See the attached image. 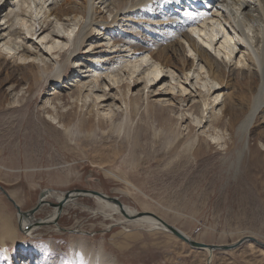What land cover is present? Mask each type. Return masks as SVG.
<instances>
[{
    "label": "rangeland",
    "instance_id": "374dc122",
    "mask_svg": "<svg viewBox=\"0 0 264 264\" xmlns=\"http://www.w3.org/2000/svg\"><path fill=\"white\" fill-rule=\"evenodd\" d=\"M75 1L80 9L82 0ZM103 6V12L97 15L111 21L113 13L108 9L112 5ZM171 12L164 10L155 22L148 21L152 16L146 11L136 10L127 19V14L120 15L126 20L102 40L96 34L92 43L87 42L86 50L102 41L106 52L99 55L117 60L128 53L110 54L108 48L126 50L130 43L143 40V46L149 49L145 60L150 64L155 60L151 52L158 48L155 41L164 36V23ZM31 16L28 12L25 31L32 25ZM168 28L169 32L173 30ZM117 38L126 45L110 48ZM6 55L0 57V184L22 210L32 209L45 189L54 191L47 193L46 201L51 203H57V197L66 191L92 189L118 197L132 210L152 212L199 242L230 244L245 235L264 242V107L251 128L248 149L239 159L241 143L232 140L231 130L224 126L231 115L222 105L216 111L222 114L223 123L215 128L210 114L205 113L199 123L201 110L184 111L186 101L178 95L173 96L175 107L154 102L155 97L143 100L141 95L150 89V85L145 87L146 81L131 88L127 97L129 69L123 68L120 85L111 91L118 110L112 117L102 116L104 109L98 108L92 98L87 106L82 100L76 101L78 87L71 91L62 84L50 83L52 66L45 72L41 63L19 68ZM174 69L170 68L168 84L175 81ZM243 71H235L230 86L222 90V95L238 107V119L249 110L257 84L252 78L254 65ZM68 72L62 81L70 85L76 74L73 69ZM32 73L38 79L34 75L33 79ZM56 87L63 98L49 95ZM48 100L47 105L57 106L50 113L43 108ZM48 114L58 117L62 126L46 119ZM190 140L196 141L199 154L186 156L184 145ZM46 201L36 214L39 219H46L55 209ZM101 208L93 197H77L65 206L57 223L38 226L26 234L28 231L19 228L16 207L0 189V219L5 215L19 237L14 243L17 245L0 243V264H100L99 259L92 263L83 250L76 248L80 240L101 250L105 259L102 264H113L106 258L114 259L115 264H264V249L255 243L214 251L209 262L208 252L171 232L126 222L117 224L122 216H107L97 211Z\"/></svg>",
    "mask_w": 264,
    "mask_h": 264
},
{
    "label": "bare ground",
    "instance_id": "6f19581e",
    "mask_svg": "<svg viewBox=\"0 0 264 264\" xmlns=\"http://www.w3.org/2000/svg\"><path fill=\"white\" fill-rule=\"evenodd\" d=\"M97 1L100 5H97ZM73 2L76 1L0 0V57L5 58L3 54H7L6 57L10 56L11 61L16 62L19 68L36 67L41 63L45 72L52 66L50 83L62 84V87L69 88L71 91L78 87L75 89V91L78 90L76 101L82 100L84 106H87L88 99L92 98L90 100H95L98 108L104 109L102 116L112 117L118 110L114 103L116 97L111 91L116 85H120L119 78H121L120 73L123 68L129 69L126 81L127 97L131 88L135 89L142 80L146 81L145 87L150 85V89L147 94L144 91L141 95L143 100L144 98L151 100L155 97L154 102L175 107L173 96L178 95L184 102L186 101L184 111H193L194 113L195 109L201 110L199 123H202V119L210 114L209 118L215 124V128L223 123L222 114L216 111L217 107L222 105L226 108V114L231 115L229 123L224 122V126L231 130V139H237V142L241 143L237 154L239 159L243 157L249 146L248 139L251 128L260 110L264 107V0H82L78 3L80 9ZM46 4L52 7L48 9L45 7ZM111 5L112 8H109ZM102 6L109 8L108 10L113 13L111 21L107 17L100 18L97 15L98 12H103L101 11ZM32 9L35 11L33 12ZM169 9L172 12L169 13L170 15L164 23V36L155 41L158 48L155 52H151L150 57L155 60L150 64L145 60L147 56L145 52L149 49L143 46V40L135 44L130 43V49L126 47V50L115 48L126 45L122 43L125 42L123 39L117 38L113 41L110 48L115 49L109 51L108 48L107 53L121 51L128 53L125 54L126 56L121 55L117 60L108 55H99L106 52L103 50L105 44L102 41L90 44V48L86 50L87 42L92 43L96 34L99 36L98 39L102 40L106 34L109 35L115 30V27L119 26L121 20H126L129 14L136 10L146 11L152 16L148 21L155 22V17ZM28 12L32 14V25L29 27L30 30L25 31L24 26L28 24L26 19ZM72 13L73 16L69 18V14ZM53 14H55L54 17ZM125 14H127L124 17L126 19L119 18L120 15ZM168 26L173 30L169 32ZM28 42H31L32 45L29 46ZM185 43L188 45L189 51H187ZM85 53L88 55L82 56ZM102 63L103 65H101ZM203 63L204 65H202ZM250 64L254 65L252 78L254 77L253 82L257 83L256 91L253 94L249 110L241 119H238L236 114L238 107L225 94L222 95V90L230 86L235 71L245 73L243 70L246 66L250 67ZM171 67L175 68L172 72L175 81L168 84L167 78L170 76ZM225 67H229V70L227 71ZM71 69L76 76L73 78L75 82H71L70 87L67 82L65 84L62 80L68 77V71ZM37 73L40 75L42 71L39 70ZM33 75L35 79H38L36 73L31 74L32 78ZM194 80H196L195 83H193ZM201 82H205V84L202 85ZM49 95H56L58 99L63 98V94L57 87ZM169 95H172V98H169ZM71 97L74 102L75 96L71 95ZM47 104H49V100L43 104L47 113L57 107ZM57 118L50 114L46 119L62 126V121ZM184 119L188 120L189 116ZM201 127L204 128L205 125ZM66 131L70 130L67 128ZM216 137L213 136L215 139ZM194 142L196 143V141L190 140L186 146L184 145L186 156L187 154H199L200 148L195 146ZM64 195L61 194L57 197L58 201L63 199ZM77 197L79 196L76 193L70 194L64 208ZM46 198L47 194L42 199L43 203ZM93 198L102 205V208L97 210L98 212H103L107 216H122L123 219L117 220V224L126 222L140 227L150 226L151 229L160 228L170 232L154 217L145 215L132 219V216L139 212L138 210H132L126 205L124 209H121L118 205L101 197ZM43 205L41 204V208L31 216L22 218L23 229L21 231H28L26 234H30L40 222L53 221L58 212L57 207L47 219L36 217ZM124 211L127 212V215ZM1 223L5 233L8 232L12 235L11 222L3 217ZM26 228L28 229L26 230ZM247 236L249 235H245L243 238ZM243 238L241 237V239ZM3 244L6 245L4 241ZM76 248L83 250L92 259V263L99 259L102 264L105 260L100 249L88 246V243L86 244L83 240L77 243ZM203 250L208 252L210 262L213 252L208 249ZM5 251L8 254V250ZM106 259H111L113 264L116 263L112 258Z\"/></svg>",
    "mask_w": 264,
    "mask_h": 264
},
{
    "label": "water",
    "instance_id": "95a60500",
    "mask_svg": "<svg viewBox=\"0 0 264 264\" xmlns=\"http://www.w3.org/2000/svg\"><path fill=\"white\" fill-rule=\"evenodd\" d=\"M0 189L7 196V198L14 204V206L16 207V209L18 211V214H19V228H20V230L23 229L22 218L23 217H29L32 214H34V212L39 210L41 208V204L45 203V201L43 203V200H42L44 198L45 194H47V192L53 191L52 189L43 190L40 193V196H39L37 204L32 209H30L28 211H25V210H21L20 206L17 204L15 199L11 196V194H9L8 190L5 189L1 184H0ZM72 193H76V195H78L79 197H85V196L101 197V198H103L105 200H108V201L118 205L121 209H124V206H125V204L118 197L108 195V194H106V193H104L102 191L92 190V189H84V188H76L74 190H69V191L64 192L63 194H65V195H64L63 199H61L57 203H51L49 201H46V204H49V205H51L53 207H57L58 208L57 215L53 219V221H51V222H40L36 227L41 226V225L57 223V221L59 219V216H60V213H62L64 205L67 202L66 200L68 199V196L70 194H72ZM124 212H125V215H127V212L126 211H124ZM145 215H148V216H151V217H154V218L158 219L159 222H161V224L165 228H167L173 235L177 236L178 238H180L181 240H183L184 242L188 243L190 246H192L194 248L208 249L211 252H214V251H217V250L226 251V250L235 249L238 246H240L241 244H243L244 242H248L249 241V242H254L256 245H259V246H261L264 249V242L256 239L253 236L244 237L243 239L239 240L238 242L230 243V244H207V243H204V242H199V241H196V240L190 238L186 234H184L176 226H174V225L168 223L167 221L157 217L156 214H154L152 212L139 211V212H137V214L135 216H132V219H136L138 217L145 216ZM27 229L28 228H26V230Z\"/></svg>",
    "mask_w": 264,
    "mask_h": 264
},
{
    "label": "crops",
    "instance_id": "0c3cea01",
    "mask_svg": "<svg viewBox=\"0 0 264 264\" xmlns=\"http://www.w3.org/2000/svg\"><path fill=\"white\" fill-rule=\"evenodd\" d=\"M4 217H6L5 215H4ZM3 218V217H2ZM1 218V219H2ZM7 218V217H6ZM1 219H0V243L1 244H3V241L5 242V240H6V243L5 244H7L8 246H11V245H17V244H14V243H18V233L17 234H15V230H14V228H13V233H12V235H10L8 232H7V234L5 233V229H4V226H3V230H2V228H1ZM7 220L8 221H10L8 218H7ZM3 231V232H2ZM2 234V235H1Z\"/></svg>",
    "mask_w": 264,
    "mask_h": 264
}]
</instances>
